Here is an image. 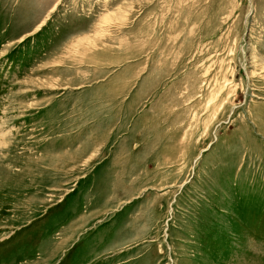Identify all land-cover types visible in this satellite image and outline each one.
Wrapping results in <instances>:
<instances>
[{"label":"rangeland","instance_id":"1","mask_svg":"<svg viewBox=\"0 0 264 264\" xmlns=\"http://www.w3.org/2000/svg\"><path fill=\"white\" fill-rule=\"evenodd\" d=\"M0 264H264V0H0Z\"/></svg>","mask_w":264,"mask_h":264}]
</instances>
